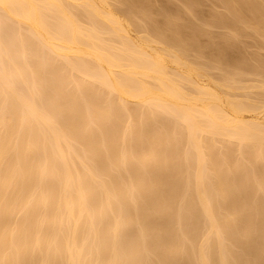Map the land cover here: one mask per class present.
<instances>
[{
	"label": "bare ground",
	"instance_id": "bare-ground-1",
	"mask_svg": "<svg viewBox=\"0 0 264 264\" xmlns=\"http://www.w3.org/2000/svg\"><path fill=\"white\" fill-rule=\"evenodd\" d=\"M263 44L264 0H0V264H264Z\"/></svg>",
	"mask_w": 264,
	"mask_h": 264
},
{
	"label": "rangeland",
	"instance_id": "rangeland-1",
	"mask_svg": "<svg viewBox=\"0 0 264 264\" xmlns=\"http://www.w3.org/2000/svg\"><path fill=\"white\" fill-rule=\"evenodd\" d=\"M205 8H207V6H206ZM211 31H212L214 34H217V33H219V31L221 32L222 30H221L220 28L213 27V28H211ZM218 36L220 37V35H217L216 38L213 37V39H215V40H214V43H215V44H216V42H217V39L219 38ZM201 38H203V39H201L202 42H203V40H204V42L206 41V40H205L206 37L203 36V37H201ZM222 38L224 39V37H220V38H219L220 40L218 39V40H219L218 42H220V41H222V42L224 41V43H226V42L228 43V42H229V40H228V41L226 40V42H225V40H223ZM225 39H226V38H225ZM242 39H243V38H242ZM249 39H250V38H249ZM249 39H246L245 41L249 42V41L252 40V38H251V40H249ZM248 40H249V41H248ZM253 40H255V39H253ZM215 41H216V42H215ZM242 41H243V40H242ZM222 42H221V43H222ZM230 42H231V41H230ZM230 42H229V43H230ZM232 42H234V41H232ZM227 43L224 44V45L227 46L226 50L229 51L230 49H228V48H230V46L228 47L229 43H228V45H227ZM254 43H255V42L253 41V42H250L249 44H252V45H253ZM231 44H235V45H234V47H235L237 43H230V45H231ZM252 45H251V47H252ZM226 46H225V47H226ZM232 46H233V45H231V49H232ZM253 46H254V45H253ZM263 46H264V44H263ZM263 46H262V47H263ZM210 47H211V46H210ZM212 47H214V46H212ZM251 47H249V48L251 49V50H248L249 52H253V51H255V50L258 48V47H257V48L255 47L256 49H252ZM262 47H260V49L258 48V50H256V52H258L257 54H259L260 56H261V54H262L261 57L264 59V48H262ZM207 48H208V50H209V46H208ZM249 48H247V49H249ZM253 48H254V47H253ZM261 48H262V49H261ZM233 49H234V48H233ZM233 49H232V50H233ZM210 50H211V49H210ZM252 77H253V78L255 77V78L253 79ZM257 77H258V76L253 75V76H250L249 79L252 78L253 81H254ZM252 79H251V80H252Z\"/></svg>",
	"mask_w": 264,
	"mask_h": 264
}]
</instances>
